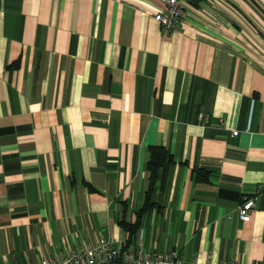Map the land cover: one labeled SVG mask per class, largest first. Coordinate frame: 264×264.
I'll use <instances>...</instances> for the list:
<instances>
[{
    "label": "crops",
    "instance_id": "1",
    "mask_svg": "<svg viewBox=\"0 0 264 264\" xmlns=\"http://www.w3.org/2000/svg\"><path fill=\"white\" fill-rule=\"evenodd\" d=\"M164 6L0 0V264L122 236L264 264V0H197L168 33ZM153 145L170 160L138 218Z\"/></svg>",
    "mask_w": 264,
    "mask_h": 264
},
{
    "label": "built area",
    "instance_id": "2",
    "mask_svg": "<svg viewBox=\"0 0 264 264\" xmlns=\"http://www.w3.org/2000/svg\"><path fill=\"white\" fill-rule=\"evenodd\" d=\"M197 0H164V9L153 14L164 33L171 32L179 23L186 10ZM202 113H199V117ZM233 130V134H237ZM260 188V187H259ZM256 196L246 197L237 206L240 220H248ZM33 264H179V252L144 248L141 240L136 244L119 239L100 237L96 241L61 247L50 256L42 255Z\"/></svg>",
    "mask_w": 264,
    "mask_h": 264
},
{
    "label": "trees",
    "instance_id": "3",
    "mask_svg": "<svg viewBox=\"0 0 264 264\" xmlns=\"http://www.w3.org/2000/svg\"><path fill=\"white\" fill-rule=\"evenodd\" d=\"M170 160V154L163 146H150L149 147V155L146 162V169L148 171L149 176V188L146 191L145 194V200L142 208L138 211V218L142 212L150 208V206L153 204L150 201V190L153 187V184L155 183L158 171L161 166L164 165L165 162ZM209 173L208 171L198 168L195 170V179L196 180H208ZM139 220V219H138ZM120 224L123 226L125 230H128L130 232V237L132 234L135 233V231L138 228V221L136 220L135 223H128L125 220H121Z\"/></svg>",
    "mask_w": 264,
    "mask_h": 264
}]
</instances>
